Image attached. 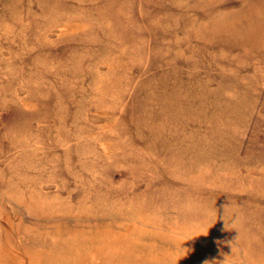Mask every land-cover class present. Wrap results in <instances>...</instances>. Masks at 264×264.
Wrapping results in <instances>:
<instances>
[{
	"label": "rangeland",
	"instance_id": "374dc122",
	"mask_svg": "<svg viewBox=\"0 0 264 264\" xmlns=\"http://www.w3.org/2000/svg\"><path fill=\"white\" fill-rule=\"evenodd\" d=\"M231 254L264 264V0H0V264Z\"/></svg>",
	"mask_w": 264,
	"mask_h": 264
},
{
	"label": "clouds",
	"instance_id": "9594fccd",
	"mask_svg": "<svg viewBox=\"0 0 264 264\" xmlns=\"http://www.w3.org/2000/svg\"><path fill=\"white\" fill-rule=\"evenodd\" d=\"M238 238L235 240L234 243H232V246L236 243ZM231 258V259H230ZM204 264H235V259L232 257V254L230 256H225L222 261L212 260V261H205Z\"/></svg>",
	"mask_w": 264,
	"mask_h": 264
}]
</instances>
